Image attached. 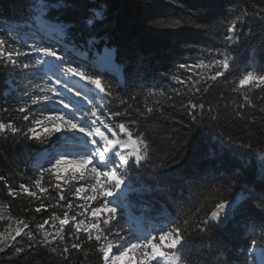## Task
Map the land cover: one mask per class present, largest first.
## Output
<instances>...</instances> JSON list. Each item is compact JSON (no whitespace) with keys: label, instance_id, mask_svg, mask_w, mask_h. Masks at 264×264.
<instances>
[{"label":"trees","instance_id":"16d2710c","mask_svg":"<svg viewBox=\"0 0 264 264\" xmlns=\"http://www.w3.org/2000/svg\"><path fill=\"white\" fill-rule=\"evenodd\" d=\"M46 2L52 7L45 19L64 25L65 35L53 34L39 22L24 27L32 17L33 0H0V29L3 30L0 34L9 41L14 37L21 50L34 42L51 44L65 60L83 65L89 72L95 69L102 83L111 85V96L101 93L105 117L120 112L112 120L128 123L133 133H142L149 144L147 162L141 165L129 162L122 193L114 197L118 201L113 203L118 213L117 219L111 222L113 231L108 238L118 240L115 230H120V236L131 243L135 220L129 223L128 209L152 235L174 224L184 226L185 220L189 222L185 226L187 243L181 249L182 264H258L259 258L249 249V241L259 239L264 228V209L260 207L264 203V178L258 176L256 165V157L264 153V91L259 88L233 91L232 81L247 70L264 71V19L252 14L264 8V0ZM244 10L249 15L238 23L239 38L230 48L232 63L226 79L210 82L212 86L207 92L190 91L192 81L200 79L201 70L178 66L193 65L201 59L207 61L210 54L222 52L227 22ZM9 29L13 31L9 33ZM103 46L114 49L118 71L99 69L94 64L93 59ZM34 58L37 57L32 54L20 60L30 62ZM172 76H178L185 83H177ZM44 79L40 69H23L0 62V121H12L21 129L16 134H0V176L4 177L0 181V233L11 229L15 235L18 220L29 225L24 233L29 230L35 233L36 224L53 213L62 218L64 211H69L62 207L67 202L73 205L70 216L76 215L77 221H90L89 209L84 215L77 214L82 211L80 205L87 201L71 194L75 187L90 179L64 185L63 180L70 172L60 174L65 200L59 201L60 190L54 187L57 181L45 171L50 168L53 156L51 146L61 143V137L56 133L40 143L22 134L45 107L44 104L30 105V96L26 93L33 92L34 85L43 84ZM76 86L82 92L93 88L79 78ZM160 92L166 95H159ZM244 92L248 101L244 99ZM91 93L97 96L94 90ZM190 100L203 104L204 108L191 109ZM25 104L30 105L26 113L28 121L17 111ZM146 105L157 110L141 115ZM89 107L82 108L86 111ZM193 111L197 116L195 125ZM190 126L195 129L191 137L194 144L185 143ZM44 150L49 153L41 158ZM178 153L180 163L176 164L173 158ZM42 175V186L48 188L45 194L34 187V181ZM20 184L37 191L40 199L24 193L9 195V188L19 190ZM238 195L244 198L234 206L235 211L225 223L216 225L209 221L206 231L196 227L210 215L216 203L232 201ZM41 203L48 207L35 212ZM90 205V208L98 206L99 201H90ZM100 214L102 221L105 214ZM53 223L59 227V221L49 220L45 230L55 234ZM24 233L15 241L5 239L12 246L5 245V251L0 252V264H103L96 242L87 241L84 233L77 234L82 249H71V244L77 242L71 221L65 226V241L57 240L48 247L29 249ZM119 242L127 247L124 241ZM17 247L25 251L17 254ZM52 247L56 248L55 252ZM64 247L70 252L61 254Z\"/></svg>","mask_w":264,"mask_h":264},{"label":"snow or ice","instance_id":"6c2138e0","mask_svg":"<svg viewBox=\"0 0 264 264\" xmlns=\"http://www.w3.org/2000/svg\"><path fill=\"white\" fill-rule=\"evenodd\" d=\"M51 5L46 0H33L31 4L32 17L29 21L25 22L24 27H31L34 23L39 22L45 30H50L53 34L59 32L62 36L65 35V26L62 24H53L45 19ZM257 17L264 19V8L252 13ZM249 15L247 10L242 14L235 16L227 22L225 33L222 35V42L225 48L221 52L217 50L216 54H210L211 58L207 61L201 59L193 65L180 64L178 67L181 69H195L201 70L200 79L192 81L190 91L194 89L195 92L208 91L212 86L210 82H217L219 78H225V74L229 72L232 56L230 52L231 45L235 43L239 34L237 33L238 23L243 22L244 18ZM175 23H179L176 21ZM19 28V26H17ZM3 30L0 29V32ZM13 30L9 29V33ZM18 34V33H17ZM32 54H37L39 58L31 59L30 62H22L20 57H31ZM219 56L220 58H217ZM51 58V59H46ZM0 62L5 65L23 69H40L46 79L43 84L34 85L33 92L26 93L30 96V105L44 104L45 107L41 110L38 118L34 117L27 132L22 133L26 137L44 143L49 140L54 134L66 132L72 133V138H77V134L82 135L85 147L72 158L66 153H61L58 158H55L51 167L45 169L50 176L54 177L57 181L54 187L60 190L59 201L65 200V195L62 190L60 175L62 167L72 165L73 168L69 176L63 180L64 185L71 184L73 181H85L90 179L92 183L80 184L75 187L74 192L71 194L84 199L86 201H99V205L90 208L91 217L95 218L92 222L86 223L85 220L77 221L76 215H69L73 205L67 202L62 207H66L69 211H64L63 217L53 213L48 219L36 224V232L32 230L24 233V230L29 227L28 223L24 220H18L17 227L15 228V235L7 233L10 240L15 241L16 237L24 233L29 241L28 248L34 246L48 247L57 242H64L65 226L69 225L70 221L74 223V238L77 242L71 244V249L77 251L82 249V244L79 242V233L86 234L87 241H95L97 251L101 254L103 264H121L124 258L128 257V264H182L181 249L187 243L185 233L188 221L183 222L184 226L174 224L166 230L161 229L156 235H151L140 239L134 237L135 242L128 243L124 237L120 236V230H115V235L118 240H110L108 235L112 233L113 229L110 227L111 222L117 219L118 208L113 206L112 202L107 198L113 196L117 191H120L122 185L125 184L128 178L129 162L132 161L134 165H141V162H147L149 159V144L144 138L142 133H133L128 123H116L112 117H118L120 112H113L105 117L103 114L104 105L96 103L97 97L103 100L104 96L99 94L103 93L105 96H111V85L102 83V77L95 69L89 72L83 65L65 60L64 56L58 54L54 46L48 44L47 46L38 44L36 42L31 45H25L24 50L17 46V41L13 37L11 41L5 38V35L0 34ZM207 72L208 75H204ZM74 78H79L80 81H85L86 84L93 86L97 90V96H90L84 93L76 86L77 81ZM173 80L177 83L184 84L185 81L181 80L178 76H172ZM192 77H189L191 80ZM234 87L233 91H242L246 88H259L264 91V71L247 70L232 81ZM89 89V92L93 90ZM38 92L39 94H35ZM65 93H71L75 97H83L88 101L90 107L85 111L80 104L72 103L70 99L66 98ZM155 93H150L154 95ZM245 101L249 100L247 93L244 92ZM159 95H166L160 92ZM121 103H124L122 100ZM29 104L22 105L17 109L18 112L24 114L22 119L29 120V115L26 114L30 109ZM60 106V107H57ZM189 107L193 110L204 108L203 104H197L189 101ZM157 109L152 106L146 105L145 111L141 113L152 114ZM7 111V109H5ZM47 113V114H45ZM215 119V117H213ZM193 125L197 121L195 111L192 112ZM40 129L38 132L37 129ZM10 132L12 134L20 133L21 129L15 125L14 122L7 123L0 121V134ZM194 126L189 127V136L185 137V143L194 144L195 141L191 139L194 135ZM251 148V145H248ZM179 153L177 157L173 158V163L179 164ZM260 159L264 161V153H261ZM239 171V170H237ZM43 175L34 181V187L41 194L48 192V188L42 186ZM4 177L0 176V181ZM20 193L27 194L29 197L40 199L37 191L30 190V187L25 184L19 185V190L9 188V195L16 196ZM82 193L86 195L82 196ZM242 198L238 195L237 199L233 201H224L214 205L213 210L210 212L203 221L196 225L200 231H206L209 221H213L216 225L225 223L232 211H235L233 205L238 203ZM55 207V205H49ZM44 203H41L35 208V212L39 213L42 209L46 210ZM264 209V203L260 205ZM82 209L78 215H84L88 211L86 205H80ZM124 210V209H121ZM98 213H104L105 218L101 221ZM35 219V218H33ZM49 220L55 222L59 221V227L56 224L51 225L56 229L55 234L45 230V225ZM19 225H23L20 227ZM103 225V227H102ZM94 230V231H93ZM119 241L127 243V247H123ZM33 242H37L36 245ZM7 244L4 234L0 233V252L5 251ZM116 249L115 251H113ZM249 249L259 251L258 264H264V228L261 230L259 239L251 238L249 241ZM56 251L55 247L51 249ZM24 248H15V253L19 254L24 252ZM70 249L64 247L62 253H69ZM255 264V262H254Z\"/></svg>","mask_w":264,"mask_h":264},{"label":"rangeland","instance_id":"374dc122","mask_svg":"<svg viewBox=\"0 0 264 264\" xmlns=\"http://www.w3.org/2000/svg\"><path fill=\"white\" fill-rule=\"evenodd\" d=\"M108 50H112V49L107 47V46H104V47H102L101 51L96 55L95 63H96L97 66H99V64L100 65H107V66H110V65L114 64V60L112 62V58H111L110 53H109ZM112 57H113V52H112ZM46 59H49V58H46ZM84 93H88L90 96H92L91 92L84 91ZM94 93L97 94V90L94 89ZM99 95L101 96V94H99ZM65 96H66V98H69L70 100L73 99V97L71 98L70 97L71 95L68 94V93H65ZM78 104H80V106L83 107L84 104L88 105V101L85 100L83 97H79ZM57 107H60V106H57ZM57 134H58L59 138L61 137L63 139H60V141L62 140L61 143L52 144V146H51L52 149H53V152H54V156H53V158H51V161H50L51 164L54 163L55 158H58L59 154L66 153L69 156V158H72L74 155L79 153L85 147L84 140L86 138L83 137L80 134H77V138H72L73 137L72 133L61 132V133H57ZM46 154H47V152L44 151L42 153V157L45 156ZM51 164L49 165L50 167H51ZM256 165H257V170H258V176L264 178V161H262L260 159V155H258L256 157ZM72 168H73L72 165H68V166L62 167L60 174H66L68 172H71ZM89 181L90 182H88V183H92L93 182L91 180H89ZM117 193L121 194L122 193V188H121L120 191H117L115 194H117ZM77 198H79V197H77ZM109 198L110 197H108L107 199L109 201H111V199H109ZM85 201L86 200H83V202H85ZM85 205L88 206L87 207L89 209V217H88V219L90 220L89 222H91L95 218L91 217V214H90V206H91L90 205V201H87V203ZM97 215L99 216V218H101V216H102V214H100V213H98ZM9 232L12 233L11 229L10 230L8 229L6 232L3 233L5 239L8 238L7 233H9ZM138 238H140V237H138ZM133 242H135V240ZM113 251H115V250H113ZM121 264H128V257L127 256L124 258V260L121 262Z\"/></svg>","mask_w":264,"mask_h":264},{"label":"bare ground","instance_id":"6f19581e","mask_svg":"<svg viewBox=\"0 0 264 264\" xmlns=\"http://www.w3.org/2000/svg\"><path fill=\"white\" fill-rule=\"evenodd\" d=\"M108 51H109V53H110V56H111V58H112V62H113L112 50H108Z\"/></svg>","mask_w":264,"mask_h":264}]
</instances>
